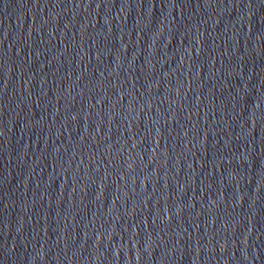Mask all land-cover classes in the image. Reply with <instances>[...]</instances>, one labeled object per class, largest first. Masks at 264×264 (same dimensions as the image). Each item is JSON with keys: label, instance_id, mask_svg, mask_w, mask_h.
<instances>
[{"label": "water", "instance_id": "1", "mask_svg": "<svg viewBox=\"0 0 264 264\" xmlns=\"http://www.w3.org/2000/svg\"><path fill=\"white\" fill-rule=\"evenodd\" d=\"M0 264H264V0H0Z\"/></svg>", "mask_w": 264, "mask_h": 264}]
</instances>
